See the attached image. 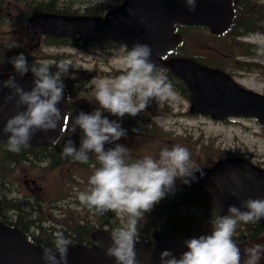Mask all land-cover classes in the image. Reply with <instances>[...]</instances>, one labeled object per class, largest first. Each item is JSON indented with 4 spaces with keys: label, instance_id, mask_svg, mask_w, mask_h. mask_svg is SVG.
Masks as SVG:
<instances>
[{
    "label": "clouds",
    "instance_id": "clouds-1",
    "mask_svg": "<svg viewBox=\"0 0 264 264\" xmlns=\"http://www.w3.org/2000/svg\"><path fill=\"white\" fill-rule=\"evenodd\" d=\"M184 3L190 12L195 11L197 0H184ZM252 42L264 49V35L257 34ZM123 51L124 68L118 75L92 81L94 94L86 98L98 106L91 113L80 111L74 117L72 132L80 130L79 146L69 138L61 155L82 163L89 161L90 154L95 156L99 166L88 177L86 189L77 192V198L100 215L111 211L123 221L112 230L110 243L106 245L104 240H97V247L103 249L107 257L114 258L116 264H139L135 246L139 221L163 198L175 193L177 179L190 185L198 179L196 172L200 176L205 173L192 161L189 149L180 144L161 147L156 155L133 159L129 148L118 143L128 136V130L120 122L125 115L136 117L153 101L173 96L172 85L151 59L153 49L149 44L135 42L131 47L125 45ZM9 63L20 77L29 71L33 74L30 89L18 83L15 75L0 80V92L4 88L10 90L4 101H14V114L0 128V134L7 135L8 150L18 153L29 145L35 133L57 129L62 119L58 105L64 99V80L74 78L71 73L76 66L65 61L55 64L45 61L30 67L22 52L11 56ZM3 107L0 103V111ZM105 112L120 119H110ZM133 131L138 129L133 128ZM113 144V147H105ZM230 174L234 185L230 191L239 197V190L245 188V179L254 177L238 169L231 170ZM261 218H264V198L248 197L239 207L231 204L226 215L212 217L210 232L186 239L187 250L179 256L164 250L159 264H242V261L259 264L264 259V248L250 244L242 252L233 237L238 222L255 223ZM70 244L69 239L58 234L52 247L43 248L41 258L46 264H67Z\"/></svg>",
    "mask_w": 264,
    "mask_h": 264
},
{
    "label": "rangeland",
    "instance_id": "rangeland-1",
    "mask_svg": "<svg viewBox=\"0 0 264 264\" xmlns=\"http://www.w3.org/2000/svg\"><path fill=\"white\" fill-rule=\"evenodd\" d=\"M79 1L73 0L76 5L84 4ZM257 1L264 2V0ZM87 2L113 4V0H86ZM23 7L20 0H0V55H5L8 51L11 54V51L25 50L36 53L41 60L50 64L60 61L71 62L76 66V70L71 73L74 78L65 79H71L74 88L73 113L75 116L80 111L91 113L98 106L94 101L90 103L86 98L94 94L92 81L95 78L115 77L120 73L117 70L124 68L122 63L123 47L117 45L106 50L104 46L96 42L81 46L50 45L43 41L44 38L40 40L27 33L21 23L15 24L14 21H11L9 24L7 22L8 17L11 20L14 16L21 15ZM255 29L258 31L260 28ZM182 30L186 37L184 48L187 52L200 55L205 58V61L221 63L227 68H232V61L239 53L236 51L237 40L230 36L213 35L209 30L199 27H184ZM10 45L13 46L10 47ZM224 53L229 54V56H224ZM260 58L264 60V56ZM102 70H106L107 74H103ZM235 76L246 86L264 92L263 67L256 66V68H251L245 72L236 71ZM167 81L173 88V96L167 105L166 101L169 99L153 101L141 114L136 117L130 116L138 131L145 127L146 122L149 124L150 121L152 123L154 120L156 128L150 132H128L127 138H121L118 141L135 153L132 155L135 157L133 159L144 155H156L161 147H171L175 144L187 147L195 164L208 162L216 158L218 154L228 151V148H239L241 151L253 152L264 158V129L257 120L233 119L229 122H217L208 117L189 114V100L181 94V87H178L180 89L178 90L175 88L172 79ZM88 83H91L90 87H88ZM167 106L168 108H166ZM104 115L109 116L110 119H117L115 116H110L109 113ZM79 132L77 129L73 133L71 129L70 138L76 142L77 146L80 142L81 133L79 134ZM113 146L114 144L105 147ZM95 167L97 165L92 162L82 164L77 162L73 165L65 163L50 167L46 163L37 164L32 161H23L15 165L11 164L7 168L6 163L2 162L0 158V191L6 189L7 197H22L24 200L38 201L35 202V207L32 206V202L26 201L28 203L24 214L20 217L16 216L13 211L10 212H12L13 219L19 218L24 224L29 225L30 231L35 235L38 231L41 235L48 236L49 232L41 230L42 228L60 229L66 222L67 225L73 224L71 218L74 221L82 217L92 219L91 212L86 207L82 208L79 205L77 192L86 189L88 177ZM5 173L6 176L4 177ZM2 177L6 179L5 182H3ZM35 178L38 180L36 186L31 182ZM25 179L29 180L30 187L25 183ZM73 187L74 190H72ZM69 190H72V193L76 191V194L70 195ZM0 196L2 198L3 194L0 193ZM2 199L4 200V198ZM164 200L165 198H163ZM3 206L2 202L0 210L6 212ZM198 208L197 203H179L178 201L176 205L166 208L156 204L153 210L146 213L145 217L139 221L137 232L142 233L141 226L143 229L146 228L141 224L143 220H149L163 227L168 219L170 222L175 217L177 212L192 216L194 213L189 211L194 212L196 210L197 212ZM122 222L119 217V223Z\"/></svg>",
    "mask_w": 264,
    "mask_h": 264
},
{
    "label": "water",
    "instance_id": "water-1",
    "mask_svg": "<svg viewBox=\"0 0 264 264\" xmlns=\"http://www.w3.org/2000/svg\"><path fill=\"white\" fill-rule=\"evenodd\" d=\"M132 9L133 11H129ZM233 16L231 0H197L195 11L190 12L184 0H124L122 4L103 16L65 15L51 12H37L27 19V28L34 33H50L59 36L79 34L87 39L113 38L131 47L135 42L149 44L153 51L151 59L157 66H166L180 76L186 83L192 112L208 113L220 119L228 115H253L264 123V95L242 87L226 72L197 63L192 58L174 57L163 59L158 54L164 53L181 41L174 32V21L188 24H203L213 32H223ZM15 75L18 83L25 89L33 86V74L29 71L23 77L13 72H0V80ZM7 88L0 92V128L14 114V101L6 103L4 97L9 94ZM62 119L56 130L34 134L29 144L50 145L58 137L66 114V93L58 105ZM64 116V119H63ZM8 138L0 134V139ZM201 176L209 201L222 213L228 212V206L238 207L248 197L264 198V171H255L244 159L229 157L220 159L211 168H202ZM250 173L254 179H245V188L239 197L233 196L230 188L231 170ZM199 175L200 173L197 172ZM264 194V193H263ZM110 243V234L98 229L92 234V244L71 243L68 246L67 264H116L114 258L107 257L104 250L97 247V240ZM189 239L180 233L171 236L157 235L150 241L136 240L139 264H159L161 253L171 250L179 256L187 248L184 241ZM243 252L249 246L237 243ZM42 245L28 240L27 235L18 227H12L0 220V264H46L41 258ZM150 256V261L146 258Z\"/></svg>",
    "mask_w": 264,
    "mask_h": 264
},
{
    "label": "trees",
    "instance_id": "trees-1",
    "mask_svg": "<svg viewBox=\"0 0 264 264\" xmlns=\"http://www.w3.org/2000/svg\"><path fill=\"white\" fill-rule=\"evenodd\" d=\"M85 0H80L79 2L85 3ZM20 2L23 4V15L21 16L24 22V18L35 11H49V12H61V13H87V14H97L102 13L105 9V5H101L100 3H91V4H84L76 5L74 4L73 0H20ZM234 6L236 9V14L234 18V22L230 28L231 34H236L238 32L245 33L246 29L252 28L250 30H254L255 28H260V30L264 31V3L259 1H253V0H235ZM254 27V28H253ZM249 30V31H250ZM52 39V42H57L62 40L61 38L57 37H49ZM26 57L28 58L29 66L31 67L33 64H40V62L34 61V57L31 56V54L24 53ZM11 56L0 55V71H6L9 69H13V66L11 63H9V58ZM258 65V64H255ZM125 125L126 122L129 120L125 116L124 118ZM2 143L1 148H3V151L6 155L7 154V141H0ZM49 148L39 147V146H27L22 147L20 152H12L10 153L11 159L13 161H19L22 159H28L35 155H38L40 153H43L45 155L49 154ZM51 151V149H50ZM9 153V152H8ZM52 153V151H51ZM61 159V158H60ZM56 161V159L54 158ZM54 163V162H53ZM55 164V163H54ZM181 199V198H179ZM183 200H186L185 198H182ZM189 204L191 203H197L198 205H204L205 208V199L204 197H201L197 195L195 199L188 200ZM15 209V208H14ZM19 212L24 211V202H18L16 209ZM195 210V209H194ZM92 219L85 220L84 222H75L74 226H69L67 228H63L59 232L56 233V235H53L52 231H49L50 234H52L51 237H47L46 239H40L33 237L30 235V237L35 240L36 242L42 243L46 247H52L53 246V240L58 234H62L64 237L69 239L70 241H83V242H90V234L95 229L97 224L100 225H108V231L112 232V230L118 226V218L117 215L114 212H107L103 215H100L97 213L94 209ZM190 213H194L192 216H188L186 214H183L180 221H174L172 223V229L180 231L184 234L191 235V237L198 236L199 235V229L194 228L198 224V217L199 215H196V210L194 212L189 211ZM108 217V218H107ZM4 218V215H3ZM5 219V218H4ZM7 220V219H6ZM190 222L195 223L193 226L190 227ZM18 221H15L13 224H17ZM189 223V225H188ZM19 224V223H18ZM185 224L186 226L184 227ZM188 225V226H187ZM21 226V225H20ZM24 230L25 227L21 226ZM145 234H142V236L146 237L148 236H154L157 232H164L160 228L157 227H149L147 226L145 229H143ZM147 238V237H146Z\"/></svg>",
    "mask_w": 264,
    "mask_h": 264
},
{
    "label": "flooded vegetation",
    "instance_id": "flooded-vegetation-1",
    "mask_svg": "<svg viewBox=\"0 0 264 264\" xmlns=\"http://www.w3.org/2000/svg\"><path fill=\"white\" fill-rule=\"evenodd\" d=\"M247 155L251 156L250 154H247ZM251 157H252L253 162H255L257 165H261L264 167V160H261L259 158L254 157V156H251ZM201 189L203 191L202 186H201ZM194 195H198V192H194ZM200 211H201V209L199 208L198 212H200ZM242 227H243V234H244V236L248 237V239H253L257 235L264 232V225H263V223H260V222L244 223L242 225ZM261 248H264V245L261 246Z\"/></svg>",
    "mask_w": 264,
    "mask_h": 264
},
{
    "label": "bare ground",
    "instance_id": "bare-ground-1",
    "mask_svg": "<svg viewBox=\"0 0 264 264\" xmlns=\"http://www.w3.org/2000/svg\"><path fill=\"white\" fill-rule=\"evenodd\" d=\"M247 1H249V0H247ZM254 28V27H253ZM250 29H252V28H247L246 29V31H244V32H247V31H249ZM243 33V32H242ZM2 202H3V207H4V209H5V211H7V212H10L11 210H14V208L16 209V206H17V204H18V200H17V198L16 197H7V196H5L4 197V200H2ZM25 211V210H24ZM24 211H22V212H19V211H17V210H15L14 211V214L16 215V216H22L23 214H24Z\"/></svg>",
    "mask_w": 264,
    "mask_h": 264
}]
</instances>
